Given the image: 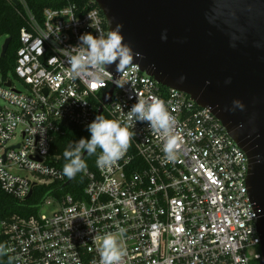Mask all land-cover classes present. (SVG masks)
Returning <instances> with one entry per match:
<instances>
[{
  "label": "built area",
  "instance_id": "2783aa9c",
  "mask_svg": "<svg viewBox=\"0 0 264 264\" xmlns=\"http://www.w3.org/2000/svg\"><path fill=\"white\" fill-rule=\"evenodd\" d=\"M5 1L25 26L13 73L4 77L0 71V100L7 105H0V190L25 202L35 188L56 189L36 214L0 222L4 253L13 264H100L102 238L118 228L126 230L120 264L260 262L261 216L248 187L249 159L212 111L161 86L138 65L120 77L123 87L112 82L119 74L109 70L100 82L74 79L63 49L78 46L85 33L109 32L94 0L46 8L42 23L27 0ZM1 53L0 61L6 57ZM113 89L103 116L122 123H129L137 96L165 102L181 137L177 159L165 158L161 136L147 122L132 120L134 136L117 165L102 170L95 163L84 173L81 195H56L71 184L62 189L68 181L51 154L55 137L72 127L88 131Z\"/></svg>",
  "mask_w": 264,
  "mask_h": 264
},
{
  "label": "water",
  "instance_id": "95a60500",
  "mask_svg": "<svg viewBox=\"0 0 264 264\" xmlns=\"http://www.w3.org/2000/svg\"><path fill=\"white\" fill-rule=\"evenodd\" d=\"M94 2L108 31L122 24L124 42L142 54L143 59H134L132 66L138 65L161 86L185 93L210 109L246 153L250 196L261 216L259 264H264V0ZM11 42L10 37L5 40L1 58ZM107 70L118 75L115 64ZM113 92L104 97L98 115H103Z\"/></svg>",
  "mask_w": 264,
  "mask_h": 264
},
{
  "label": "clouds",
  "instance_id": "9594fccd",
  "mask_svg": "<svg viewBox=\"0 0 264 264\" xmlns=\"http://www.w3.org/2000/svg\"><path fill=\"white\" fill-rule=\"evenodd\" d=\"M123 25L117 24L106 35L99 32L98 36L85 33L79 37V45L69 49H63V55L70 68L74 79H87L88 81L100 82L103 80L104 71L115 64L118 78L112 82L117 87H123L120 77L132 66L134 59H143L139 52H134L132 47L124 42L121 33ZM166 37H162L164 39ZM183 78H181V82ZM236 107L243 108L238 101H234ZM129 123H122L117 120L107 119L103 115H97L87 125L90 132V139L81 138L78 141L69 143L63 152L64 163L62 175L68 179H74L78 173L87 172V164L83 158L84 153L88 156L95 155L97 149L100 154L97 157L96 165L100 169H111L126 155L130 147L134 132L130 131L132 120L135 122H147L151 130L160 134L163 141V153L165 158L172 162L178 157L181 149V137L176 132L174 116L169 112L165 102L160 99L147 101L137 96V102L128 111ZM46 130L41 131L43 137ZM42 153L47 149L41 140ZM125 229L118 228L116 233H106L99 248L100 264H120L126 255L121 238ZM5 246L0 244V255H3Z\"/></svg>",
  "mask_w": 264,
  "mask_h": 264
},
{
  "label": "trees",
  "instance_id": "16d2710c",
  "mask_svg": "<svg viewBox=\"0 0 264 264\" xmlns=\"http://www.w3.org/2000/svg\"><path fill=\"white\" fill-rule=\"evenodd\" d=\"M69 2L86 3L87 0H69ZM28 7L33 16L39 23L43 22V12L46 8L58 9L68 4L67 0H27ZM97 6V5H96ZM25 26V22L16 13V8L5 0H0V35L12 38L6 57L0 61V71L4 77H8L13 73L14 64L16 60V53L20 47V31ZM107 29V27H106ZM105 118L110 119L107 115ZM89 131H82L76 127H72L65 135H58L52 143L51 154L58 157V167L62 170L64 163H66L63 152L68 147L69 143L78 141L81 138L90 139ZM100 150L92 156H86L84 159L87 168L94 170L95 163ZM66 177V176H65ZM66 180H70L66 177ZM87 184V179L84 173H78L71 185L65 188L64 191L56 193L81 195L84 187ZM56 189L35 188L34 195L25 202H19L14 198L4 194L0 190V222L10 219L14 216L27 218L37 213L39 206L45 199L48 193H53ZM0 244L6 247V240L0 235ZM0 264H13V262L5 255H0ZM252 264H259L253 262Z\"/></svg>",
  "mask_w": 264,
  "mask_h": 264
},
{
  "label": "rangeland",
  "instance_id": "374dc122",
  "mask_svg": "<svg viewBox=\"0 0 264 264\" xmlns=\"http://www.w3.org/2000/svg\"><path fill=\"white\" fill-rule=\"evenodd\" d=\"M4 41H5V38H0V52H1V49H2V46H3V44H4ZM15 86L18 88V89H20V90H23V86H22V84L19 82V81H16L15 82ZM0 105L2 106V107H7V105H6V103L5 102H3L2 100H0ZM18 143V141H15V142H12V144L11 145H14V144H17ZM22 175H25V173H21ZM50 209H47V210H44L43 211V213H50Z\"/></svg>",
  "mask_w": 264,
  "mask_h": 264
},
{
  "label": "snow or ice",
  "instance_id": "6c2138e0",
  "mask_svg": "<svg viewBox=\"0 0 264 264\" xmlns=\"http://www.w3.org/2000/svg\"><path fill=\"white\" fill-rule=\"evenodd\" d=\"M97 85L96 84H93L92 87L95 88Z\"/></svg>",
  "mask_w": 264,
  "mask_h": 264
}]
</instances>
